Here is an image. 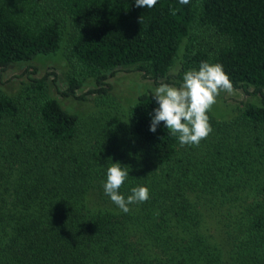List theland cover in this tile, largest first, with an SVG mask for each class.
Instances as JSON below:
<instances>
[{
    "label": "trees",
    "instance_id": "16d2710c",
    "mask_svg": "<svg viewBox=\"0 0 264 264\" xmlns=\"http://www.w3.org/2000/svg\"><path fill=\"white\" fill-rule=\"evenodd\" d=\"M67 52L75 70L66 97L111 91L109 72L138 65L166 77L183 51L182 72L220 63L234 88L250 86L232 118L209 112L213 132L181 146L153 91L126 120L84 132L83 120L49 94L47 76L17 96L0 88V264H256L264 251V0H0V69ZM227 38L208 47L200 29ZM202 38V40H201ZM93 79L88 93L78 91ZM95 130V131H93ZM130 166L125 197L150 199L124 213L104 192L107 168ZM256 257V259L254 258Z\"/></svg>",
    "mask_w": 264,
    "mask_h": 264
},
{
    "label": "rangeland",
    "instance_id": "374dc122",
    "mask_svg": "<svg viewBox=\"0 0 264 264\" xmlns=\"http://www.w3.org/2000/svg\"><path fill=\"white\" fill-rule=\"evenodd\" d=\"M70 33V23H67L66 38L57 53L42 55L30 61L14 62L7 68L0 69V88L9 95L17 96L27 84L32 82V79L47 76L46 82L49 94L57 98L66 109L80 115L85 125L83 131L89 132V128L95 122L102 127L105 124H111V121L114 120H126L139 95L153 91L161 82L176 86L182 82L185 73L182 72L183 51L187 40L184 41L179 57L166 77L156 80L145 75L144 71L138 68V65L121 66L113 73H108L112 87L109 94L105 96L91 94L88 100L66 97L62 95V92L67 89L69 76L75 70V66L69 60L67 52ZM200 34L203 37V41H200V43H204L210 49L218 48L227 42V38L214 29L201 28ZM94 87V80L89 79L83 88L78 91V94L88 93ZM254 90L255 88L250 86L248 91L244 88H234V92L231 94L221 92L210 112L218 119H228L238 113L245 101L261 104L262 99L254 94ZM254 258L256 259V257ZM256 264H264V251H262V256L258 258Z\"/></svg>",
    "mask_w": 264,
    "mask_h": 264
},
{
    "label": "clouds",
    "instance_id": "9594fccd",
    "mask_svg": "<svg viewBox=\"0 0 264 264\" xmlns=\"http://www.w3.org/2000/svg\"><path fill=\"white\" fill-rule=\"evenodd\" d=\"M158 0H136V7H154ZM188 4L190 0H179ZM221 92H234V85L224 66L220 63L202 61L197 69L187 70L178 86L161 82L153 90L152 98L159 107L154 110L150 131L155 133L163 122L169 133L178 138L181 146H199L212 132L213 127L208 113L217 102ZM107 168V179L104 192L111 201L124 213L130 205L147 202L150 189L147 186H136L131 194L125 197L120 193L121 187L128 180L130 166L113 162Z\"/></svg>",
    "mask_w": 264,
    "mask_h": 264
}]
</instances>
